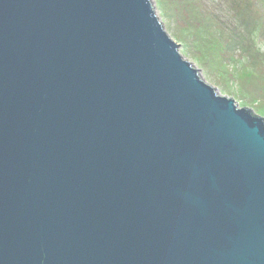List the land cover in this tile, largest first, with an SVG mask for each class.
<instances>
[{
    "label": "water",
    "instance_id": "95a60500",
    "mask_svg": "<svg viewBox=\"0 0 264 264\" xmlns=\"http://www.w3.org/2000/svg\"><path fill=\"white\" fill-rule=\"evenodd\" d=\"M178 47L152 0H0V264H264V117Z\"/></svg>",
    "mask_w": 264,
    "mask_h": 264
},
{
    "label": "rangeland",
    "instance_id": "374dc122",
    "mask_svg": "<svg viewBox=\"0 0 264 264\" xmlns=\"http://www.w3.org/2000/svg\"><path fill=\"white\" fill-rule=\"evenodd\" d=\"M152 7L204 82L264 117V0H152Z\"/></svg>",
    "mask_w": 264,
    "mask_h": 264
}]
</instances>
